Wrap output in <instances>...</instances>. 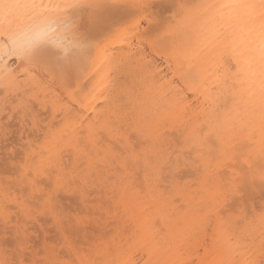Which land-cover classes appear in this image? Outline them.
<instances>
[{"label":"snow or ice","instance_id":"obj_1","mask_svg":"<svg viewBox=\"0 0 264 264\" xmlns=\"http://www.w3.org/2000/svg\"><path fill=\"white\" fill-rule=\"evenodd\" d=\"M106 8L133 11L137 49L67 105L36 69L58 76ZM163 10L179 21L151 0H0V115L23 93L30 130L0 177V264H264V0Z\"/></svg>","mask_w":264,"mask_h":264},{"label":"bare ground","instance_id":"obj_2","mask_svg":"<svg viewBox=\"0 0 264 264\" xmlns=\"http://www.w3.org/2000/svg\"><path fill=\"white\" fill-rule=\"evenodd\" d=\"M151 2L156 5V10L166 22L175 23L179 21L180 17L174 14L175 10L173 12L164 11V5L198 3L199 0H151ZM133 16L134 13L130 9H103L99 14V22L96 27L87 35L82 36L80 38L81 46L71 48L68 57L63 60L64 67L60 74L53 76L37 68L36 72L39 79L43 80L46 87L51 89L53 93L58 94L65 104L73 105V102H78L77 96L73 95L72 91L68 89L67 86L69 84L73 85L75 90L80 93V98H83L104 76L108 67L106 64L107 59L127 58L129 53L136 51V43L126 33L122 34L119 31V29L130 24ZM27 23H30V21H23L21 26ZM151 51L155 52L157 57L160 56V53L155 49ZM156 62L162 66L166 65V59H157ZM15 63L16 61L13 60L12 64ZM137 71L138 69L130 63L114 74L125 80L126 83L131 84L138 79L135 76ZM21 76L23 79V74ZM2 94V91H0V95ZM21 99H27V96L23 93L18 94V96H9L4 104L5 112L0 115V121L6 122L4 127L10 130L5 136H0V177L16 175L18 168L14 167L12 162L22 159V141L29 135L30 130L21 125L19 112L13 113L12 111L13 105L19 103ZM100 99L103 100V97ZM10 113L12 114L11 120L8 119ZM42 115L48 117L50 113L42 112ZM14 146L15 151L11 153L9 149ZM256 198L259 200V194H257ZM62 199L67 200L69 198L62 197ZM41 223L46 225L47 221H42ZM30 230L35 233L32 237L34 241L33 248L39 247L44 239V231L41 228V224H33ZM8 245H10V242ZM62 255L71 258V252L67 249L63 251ZM23 258L32 260L35 257L32 250H29L23 253Z\"/></svg>","mask_w":264,"mask_h":264},{"label":"rangeland","instance_id":"obj_3","mask_svg":"<svg viewBox=\"0 0 264 264\" xmlns=\"http://www.w3.org/2000/svg\"><path fill=\"white\" fill-rule=\"evenodd\" d=\"M8 241L10 242V245H9V246H10V247H11V246H13V241H12V239H11V238H9V239L6 241V243H7V244H9V242H8Z\"/></svg>","mask_w":264,"mask_h":264}]
</instances>
